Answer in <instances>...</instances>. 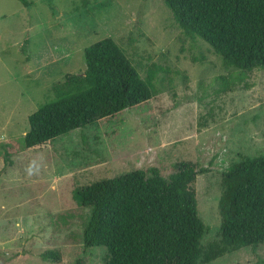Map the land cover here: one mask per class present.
<instances>
[{
	"label": "rangeland",
	"instance_id": "374dc122",
	"mask_svg": "<svg viewBox=\"0 0 264 264\" xmlns=\"http://www.w3.org/2000/svg\"><path fill=\"white\" fill-rule=\"evenodd\" d=\"M32 2L0 0V264H102L105 246L83 247L90 208L76 189L136 168L167 176L186 160L206 169L195 182L201 243L217 240L222 171L264 153V67L226 66L183 33L163 0ZM107 36L152 77V96L25 147L28 114ZM198 264H264V242Z\"/></svg>",
	"mask_w": 264,
	"mask_h": 264
},
{
	"label": "trees",
	"instance_id": "16d2710c",
	"mask_svg": "<svg viewBox=\"0 0 264 264\" xmlns=\"http://www.w3.org/2000/svg\"><path fill=\"white\" fill-rule=\"evenodd\" d=\"M163 2L183 33L207 42L226 66L240 71L264 67V0ZM84 59L83 71L68 72L54 82L52 98L28 114L25 147L94 124L152 96V77L142 78L112 37L86 46ZM204 171L186 160L167 176L150 166L76 189L78 201L90 208L83 247L105 246L102 264H198L264 242V153L243 156L222 171L219 238L206 246L201 239L207 226L197 214L195 187L197 173ZM46 255L59 258L57 252Z\"/></svg>",
	"mask_w": 264,
	"mask_h": 264
}]
</instances>
